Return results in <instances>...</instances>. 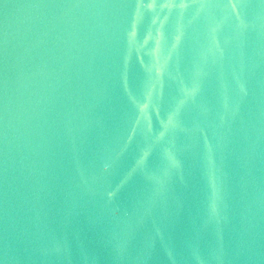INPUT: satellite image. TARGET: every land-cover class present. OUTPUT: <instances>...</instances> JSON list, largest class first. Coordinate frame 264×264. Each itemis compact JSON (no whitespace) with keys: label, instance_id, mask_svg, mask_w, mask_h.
I'll list each match as a JSON object with an SVG mask.
<instances>
[{"label":"water","instance_id":"95a60500","mask_svg":"<svg viewBox=\"0 0 264 264\" xmlns=\"http://www.w3.org/2000/svg\"><path fill=\"white\" fill-rule=\"evenodd\" d=\"M264 222V0H0V264H164Z\"/></svg>","mask_w":264,"mask_h":264}]
</instances>
